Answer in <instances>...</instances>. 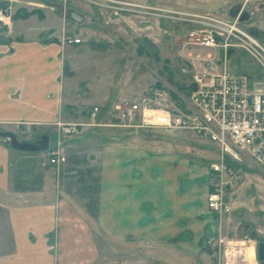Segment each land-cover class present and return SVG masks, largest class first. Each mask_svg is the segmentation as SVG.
<instances>
[{
	"label": "crops",
	"instance_id": "1",
	"mask_svg": "<svg viewBox=\"0 0 264 264\" xmlns=\"http://www.w3.org/2000/svg\"><path fill=\"white\" fill-rule=\"evenodd\" d=\"M8 1L10 22L0 23V130L26 142L47 136L65 161L49 164L44 152L17 151L0 138V264H197L196 256L214 264L207 251L216 241L221 255L224 240L221 264L242 254L223 237L227 219L206 208L209 164L196 159L184 131L160 130L170 134L163 137L123 129L110 108L96 125L59 137V124L86 121L68 67L77 45L64 42L83 40L80 19L67 3L0 6ZM86 17L93 36L98 18Z\"/></svg>",
	"mask_w": 264,
	"mask_h": 264
},
{
	"label": "rangeland",
	"instance_id": "2",
	"mask_svg": "<svg viewBox=\"0 0 264 264\" xmlns=\"http://www.w3.org/2000/svg\"><path fill=\"white\" fill-rule=\"evenodd\" d=\"M53 1H57V5L67 3L71 6V10L80 19L78 27L84 33L83 40L76 44L73 50L74 58L68 66L75 72L72 89L77 95L75 100L80 105V111L88 113L95 104H99L98 108L106 116V112L121 101L137 99L156 89L163 91L167 96V103L173 105L180 102L178 96H185L184 86L187 85L188 79L180 73L185 64L180 58L185 27L170 22L165 17L149 15L134 17L127 11L125 14L118 11L114 16L110 8L105 7L107 8L105 10L85 0ZM128 1L171 9H192L229 19L237 17L238 12L233 13L232 10L240 7L239 24L246 31H250L264 48V0H249L247 3L244 0ZM88 14L91 20L92 17L98 18L94 25L88 21L95 30L93 36L85 33L87 30L85 19ZM243 15L245 19L240 21ZM75 16L71 18L74 19ZM197 50V47L186 46L184 53ZM211 52L221 65L222 50L214 49ZM227 68L232 75L248 82L251 87L259 88L264 82V72L259 63L242 50L236 49L227 55ZM111 95L116 97L110 101V107H105L107 98ZM98 97L100 101L97 100ZM154 130L155 136L170 135ZM185 136L190 151L195 153L196 159L200 162L210 166L219 160L215 146L206 138L188 131L184 132ZM241 167L237 184L227 194V203L231 211L223 216L227 219L223 237L225 235L230 246L238 247L242 251V254L232 253L230 264H264L256 257L258 243L264 242V172L250 163H245ZM211 183L212 180L210 185ZM225 245L224 240L221 255ZM212 246L207 255L211 252L214 264H221L219 243L215 241ZM195 259L197 264H203L198 256Z\"/></svg>",
	"mask_w": 264,
	"mask_h": 264
},
{
	"label": "built area",
	"instance_id": "3",
	"mask_svg": "<svg viewBox=\"0 0 264 264\" xmlns=\"http://www.w3.org/2000/svg\"><path fill=\"white\" fill-rule=\"evenodd\" d=\"M85 1L102 9L110 8L114 16L118 11L122 14L127 11L134 17H165L186 28L180 52L185 64L180 73L188 83L184 86L185 96H178L180 102L167 103L166 94L156 89L137 99L121 101L110 113L117 120L115 125L123 129L188 131L206 138L219 156V160L209 166L212 183L206 196V208L218 218L230 213L227 194L237 184L241 166L250 163L264 172V82L254 88L232 75L227 68V55L233 50H242L254 58L264 72V48L250 31L241 27L239 14L229 19L192 9H171L128 0ZM11 2L0 6L1 24L10 22ZM64 42L79 44L80 39L66 37ZM186 46L198 50L184 53ZM214 49L222 50L221 65L211 52ZM101 115V109L93 107L85 113V122L59 124L57 133L61 138L78 135L82 128L96 125ZM44 153L49 164L65 161L60 144Z\"/></svg>",
	"mask_w": 264,
	"mask_h": 264
},
{
	"label": "water",
	"instance_id": "4",
	"mask_svg": "<svg viewBox=\"0 0 264 264\" xmlns=\"http://www.w3.org/2000/svg\"><path fill=\"white\" fill-rule=\"evenodd\" d=\"M239 11V8L236 7L232 10L233 13H237ZM245 19V15H243L240 18V21ZM0 138L3 139L8 143V145L17 151L22 152H44L48 149V138L47 136H42L40 139L36 141H19L16 139V137L10 133L0 130ZM257 260L260 262H264V242H260L257 245V253H256Z\"/></svg>",
	"mask_w": 264,
	"mask_h": 264
}]
</instances>
